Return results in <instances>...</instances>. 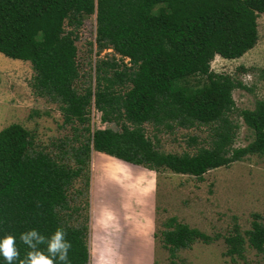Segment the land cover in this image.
I'll return each mask as SVG.
<instances>
[{"label": "trees", "instance_id": "trees-1", "mask_svg": "<svg viewBox=\"0 0 264 264\" xmlns=\"http://www.w3.org/2000/svg\"><path fill=\"white\" fill-rule=\"evenodd\" d=\"M159 4L164 6L153 13ZM263 13L264 0H0V53L28 61L33 93L57 103L64 124L77 122L87 132L76 145L60 141L54 156L37 149L33 134L20 124L0 130V241L14 236L19 258L24 259L31 249L21 234L35 229L50 239L62 227L71 243L70 264H88L89 227L85 218L70 223L73 214H82L72 206L69 191L83 177L88 196L89 176L84 170L92 150L156 172L168 169L198 178L247 155L264 154V98L253 109L241 111L254 139L244 147H232L234 133L225 115L235 106L232 91L245 86L210 69L216 55L235 59L255 46L257 19ZM85 15H95L96 55L110 48L121 62L97 59L94 85L90 82L79 90L77 35L74 29L65 30V23L78 27ZM125 58L129 65L123 64ZM194 76L204 77L205 84L187 82ZM92 106L102 122L120 129L91 131ZM145 123L166 130L214 125V139L210 147L192 155L164 153L145 136ZM77 128L73 126L75 132ZM68 158L75 167L62 161ZM96 168L98 176L104 172L101 166ZM84 192L75 191L77 197H85ZM253 216L247 240L262 253L264 225L260 215ZM167 227L162 239L172 259L196 240H210L175 218ZM225 240L228 255L243 256L240 236ZM46 246L39 245L42 250ZM0 264H8L2 254Z\"/></svg>", "mask_w": 264, "mask_h": 264}, {"label": "rangeland", "instance_id": "rangeland-1", "mask_svg": "<svg viewBox=\"0 0 264 264\" xmlns=\"http://www.w3.org/2000/svg\"><path fill=\"white\" fill-rule=\"evenodd\" d=\"M163 6L156 5L153 13ZM71 29L77 35L80 78L76 87L80 90L90 82L94 85L97 59H121L110 48L96 55L95 15L83 16L78 27L66 22L65 30ZM257 32L255 46L242 56L225 59L216 55L210 62L213 72L229 75L245 86L232 91L235 106L225 115L234 133L235 148L254 139L241 111L253 109L256 101L264 98V13L257 19ZM123 64L129 65L128 59ZM32 77L28 61L0 53V130L11 123L20 124L33 134L37 149L55 156L60 141H67V146L76 145L87 137V132L77 122L64 124L58 104L33 93ZM187 82L200 87L206 79L194 76ZM73 126L79 130L75 132ZM213 126L197 124L166 130L145 123L144 133L160 152L192 155L199 148L210 147ZM97 128L120 129L115 123L102 122L100 112L92 106L90 129ZM73 135L77 136L76 141ZM62 161L76 166L71 158ZM97 166L105 174L98 176ZM85 174L89 176L88 196L83 177L74 182L69 195L72 206L80 208L78 215L82 214H73L70 223L79 224L85 218L89 227L88 264H264V252L250 247L246 235L254 214L260 215L259 222L264 225V154L247 155L227 166L210 169L198 178L168 169L156 172L92 150ZM77 189L86 196L77 197ZM171 218L198 229L210 240H196L190 247L177 250L172 259L162 239ZM236 235L243 239L239 246L241 257L227 254L229 245L225 239Z\"/></svg>", "mask_w": 264, "mask_h": 264}, {"label": "clouds", "instance_id": "clouds-1", "mask_svg": "<svg viewBox=\"0 0 264 264\" xmlns=\"http://www.w3.org/2000/svg\"><path fill=\"white\" fill-rule=\"evenodd\" d=\"M67 232L64 228H57L50 239L41 235L38 230H30L21 234V241L28 245L29 251L24 259H20L19 249L16 245L15 237L6 236L0 241V254L7 260L8 264H13L19 260V264H70L68 252L71 243L66 239ZM46 244V249H40L39 245Z\"/></svg>", "mask_w": 264, "mask_h": 264}]
</instances>
